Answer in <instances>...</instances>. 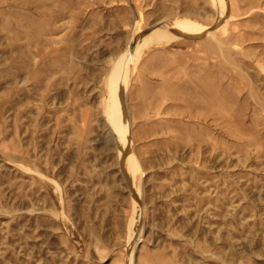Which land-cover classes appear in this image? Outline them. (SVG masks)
<instances>
[{"label": "rangeland", "instance_id": "374dc122", "mask_svg": "<svg viewBox=\"0 0 264 264\" xmlns=\"http://www.w3.org/2000/svg\"><path fill=\"white\" fill-rule=\"evenodd\" d=\"M0 264H264V0H0Z\"/></svg>", "mask_w": 264, "mask_h": 264}, {"label": "water", "instance_id": "95a60500", "mask_svg": "<svg viewBox=\"0 0 264 264\" xmlns=\"http://www.w3.org/2000/svg\"><path fill=\"white\" fill-rule=\"evenodd\" d=\"M151 30H148V31H146V33H148V32H150ZM188 37H190V36H188Z\"/></svg>", "mask_w": 264, "mask_h": 264}]
</instances>
